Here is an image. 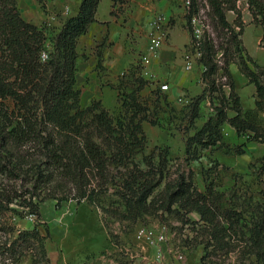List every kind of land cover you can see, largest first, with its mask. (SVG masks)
<instances>
[{"label": "trees", "instance_id": "trees-1", "mask_svg": "<svg viewBox=\"0 0 264 264\" xmlns=\"http://www.w3.org/2000/svg\"><path fill=\"white\" fill-rule=\"evenodd\" d=\"M98 2L81 0L77 13L49 36L47 24L36 25L22 18L17 0H0V264H24L25 259L28 264H50L45 247L48 233L39 229L46 224L39 205L47 200L54 201L55 208L74 201L106 211L104 201L115 197L111 203L124 210H108L134 221L147 200L152 202L160 195L159 208L171 212L176 205L183 210L179 216L182 224L190 222V212L199 215L210 238L204 248L212 246L211 240L223 241L239 226L235 213L222 208L213 190L201 192L192 178L182 175L172 185L166 180L167 149L154 150L145 168L134 161L145 140L142 122L157 124L150 118L153 108L161 102L169 104L165 95L152 97L151 103L141 97L139 92L147 80L119 81L115 86L120 108L117 117L100 99L81 105L76 87L77 38L95 21ZM237 2L189 0L185 7L191 41L195 40L192 17L208 26L198 40L197 59L204 67L201 79L205 86L189 103V119L200 116V102L206 93L209 99H216L214 113L185 139V152L223 147L224 123L246 140L264 143V125L258 116L264 115V68L242 43L243 21ZM245 2L252 21L262 28L260 44L264 47V0ZM228 11L234 14L232 21L226 17ZM231 62L254 85L253 108L241 104L229 70ZM224 87L228 88L227 95ZM258 172L264 189V162ZM25 217H33L30 228L18 226L17 220ZM262 230L258 227L251 234L259 264H264Z\"/></svg>", "mask_w": 264, "mask_h": 264}, {"label": "rangeland", "instance_id": "rangeland-1", "mask_svg": "<svg viewBox=\"0 0 264 264\" xmlns=\"http://www.w3.org/2000/svg\"><path fill=\"white\" fill-rule=\"evenodd\" d=\"M237 5L243 21L240 35L242 43L247 53L264 68V47L260 44L262 28L252 21L245 0H238ZM226 17L232 21L234 14L228 11ZM196 26L201 29L197 22ZM56 31L50 28L49 36ZM201 35L202 29L200 37ZM49 48L48 44L47 49ZM219 56L217 53L218 58ZM197 65L201 74L204 67L198 62ZM234 67L236 64L231 62L229 70L235 90L242 106L251 107L254 85L247 82L238 68L236 76L231 70ZM155 77L147 81L155 83ZM220 81L224 82L225 78L222 77ZM152 89L141 94L149 103L152 102V97H162L165 94L162 92L164 90L155 89V86ZM223 89V93L227 95L228 88ZM200 94L184 93L181 94V102L176 97L167 105L161 102L158 107L153 108L154 114L150 118L157 124L152 125L148 120L142 122L145 140L134 161L145 168L148 157L154 150L157 152L167 149L166 180L172 185L182 175L192 178L193 184L201 192L213 190L220 199L218 203L222 208L235 213L234 218L239 225L237 230L230 232L223 241L211 240L212 246L204 248L205 242L210 238L199 215L194 211L190 212L187 215L190 222L182 224L179 216L183 214V210L176 205L171 207V212L159 208L160 195L152 202L147 200V205L134 221L117 217L109 211L115 208L124 210L121 205L111 203V199H116L115 197L104 201L106 211L86 202L77 205L74 201L63 202L60 207L55 208L54 201L47 200L39 205L41 218L46 223L45 226L40 225L39 229L43 234L48 233L45 247L50 264H259L254 254L256 245L252 243L251 234L258 227H263L264 232V189L258 172V167L264 162V143L246 140V137L234 132L225 134L222 130L223 147L198 148L195 154L185 152V139L214 113L216 99H209L206 93L200 102V116L193 121L189 119V103ZM108 110L113 117H117L119 103ZM228 113L231 114V111ZM261 122L264 125V119ZM238 150L243 152L236 153ZM163 185L164 183L158 187L155 194ZM17 223L21 228H30L33 217L19 219ZM142 227L156 232L164 227L167 246L170 248L168 252L164 250V253L169 258L164 254L157 257L156 249L137 236L138 229ZM175 254H182V259L177 260ZM28 261L25 259L24 264H28Z\"/></svg>", "mask_w": 264, "mask_h": 264}, {"label": "crops", "instance_id": "crops-1", "mask_svg": "<svg viewBox=\"0 0 264 264\" xmlns=\"http://www.w3.org/2000/svg\"><path fill=\"white\" fill-rule=\"evenodd\" d=\"M80 2L17 0V6L24 20L36 25L45 23L58 30L66 18L77 13ZM155 13L165 16L167 36L149 64L150 71L156 76L153 80L155 83L147 81L139 94L152 89V86L159 89L160 84H167V89L162 91L167 102L180 98L184 93L197 95L203 92L197 60L191 70L184 67L183 55L191 42L184 0H99L95 21L77 38L76 87L80 90L82 105L98 98L105 108L110 109L118 103L115 86L119 81L141 77L138 60L146 51L149 23ZM236 68L237 65L231 69L234 74ZM254 100L253 96L252 106L244 108H253ZM232 114L231 111L229 115ZM258 116L264 119L262 113ZM222 130L225 134L236 133L227 123L222 125ZM164 256L167 257L165 253Z\"/></svg>", "mask_w": 264, "mask_h": 264}, {"label": "built area", "instance_id": "built-area-1", "mask_svg": "<svg viewBox=\"0 0 264 264\" xmlns=\"http://www.w3.org/2000/svg\"><path fill=\"white\" fill-rule=\"evenodd\" d=\"M185 7H188L189 0H184ZM196 22L201 26L202 32L204 27H208L197 19L196 17L191 18L192 25V34L195 38L194 41H191L189 47L185 51L183 55L184 67L186 70H191L193 64L196 62L198 57L200 56V52L198 50V43L200 37L201 29L196 26ZM167 21L165 16L162 13H155L149 23L150 29L148 32V43L146 45V51L139 56L138 60V72L141 77L146 79H152L154 77L153 73L150 71L149 64L151 58L156 55L158 50L163 45L166 36H167ZM202 36V35H201ZM46 57V53H42V58ZM160 90L167 89V84H160ZM178 101L181 102L182 98H178ZM137 236L143 239L145 242L149 243L156 249L157 257L160 258L161 255L164 254V250L167 252L170 248L167 246V232L164 229H160L158 232L142 227L138 229ZM176 259H182V254H175Z\"/></svg>", "mask_w": 264, "mask_h": 264}]
</instances>
